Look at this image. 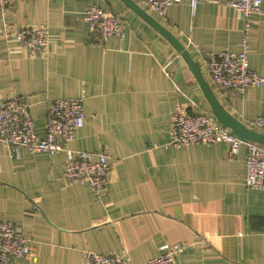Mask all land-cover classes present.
<instances>
[{
    "label": "crops",
    "instance_id": "obj_1",
    "mask_svg": "<svg viewBox=\"0 0 264 264\" xmlns=\"http://www.w3.org/2000/svg\"><path fill=\"white\" fill-rule=\"evenodd\" d=\"M234 1L200 2L192 13L182 0L162 18L147 14L183 46L217 102L248 125L264 116V84L239 92L215 87L206 73L209 52L241 50L243 21L225 5ZM91 4L126 21V38L99 45L84 20ZM250 22L247 64L264 78V0ZM4 24L41 27L47 44L31 56L0 37V103H25L43 138L51 101L82 98L84 125L69 146L102 153L110 166L107 187L95 193L63 177V152L11 158L0 142V222L30 247L12 264H84L86 252L146 264L174 244L182 246L176 264H264V191L245 184V148L229 158L221 143L168 145L176 106L213 112L181 52L150 22L123 0H16Z\"/></svg>",
    "mask_w": 264,
    "mask_h": 264
},
{
    "label": "built area",
    "instance_id": "obj_2",
    "mask_svg": "<svg viewBox=\"0 0 264 264\" xmlns=\"http://www.w3.org/2000/svg\"><path fill=\"white\" fill-rule=\"evenodd\" d=\"M143 11L156 18H162L167 8L182 0H136ZM192 13L200 2L219 3L218 0H185ZM16 0H0V19H4ZM243 21L241 50L237 53L222 51L209 52L206 57V73L215 87L235 89L244 92L264 84L257 72L248 67V35L251 31L250 19L260 13L261 0H239L225 2ZM85 22L97 35V43L104 45L110 38H126L129 25L108 8L91 4L84 14ZM0 37L16 39L31 56L44 52L46 36L41 27L24 26L14 28L4 24ZM85 120L82 98H56L51 101L43 138L37 136L28 106L18 98H6L0 103V142L11 158H19L21 150L28 153L55 155L63 152L65 164L63 177L69 182L87 184L95 193H100L108 185L110 166L102 153L73 150L70 143ZM248 128L264 134V116L253 118ZM224 144L229 158L236 157L242 147L246 150L247 187L264 191V147L256 142L239 138L222 127L211 113L187 112L185 106L175 107L170 121L168 145L174 148H188L192 145ZM160 254L149 259L146 264H176L182 250L179 244L162 245ZM30 251L27 239L12 225L0 222V264H12L25 258ZM84 264H131L122 255H103L86 252Z\"/></svg>",
    "mask_w": 264,
    "mask_h": 264
},
{
    "label": "water",
    "instance_id": "obj_3",
    "mask_svg": "<svg viewBox=\"0 0 264 264\" xmlns=\"http://www.w3.org/2000/svg\"><path fill=\"white\" fill-rule=\"evenodd\" d=\"M123 2L132 10H134L137 14H139L142 18L146 19L150 24H152L161 34H163L174 46L175 48L181 52L182 56L187 61L190 66L192 72L197 78L209 104L210 108L213 112V115L216 117L218 122L222 125V127L227 128L233 134L238 136L241 139L256 142L264 147V134L254 131L248 128L245 124L237 120L234 116H232L226 109H224L221 104H219L209 88L208 84L204 80L200 71L198 70L196 64L192 61L186 50L183 46L169 33L167 32L157 21H155L152 17H150L145 11L139 8L132 0H123Z\"/></svg>",
    "mask_w": 264,
    "mask_h": 264
}]
</instances>
